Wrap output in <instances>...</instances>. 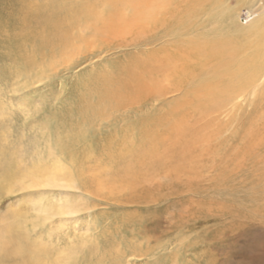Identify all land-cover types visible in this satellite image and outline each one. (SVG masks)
I'll list each match as a JSON object with an SVG mask.
<instances>
[{
  "label": "rangeland",
  "instance_id": "obj_1",
  "mask_svg": "<svg viewBox=\"0 0 264 264\" xmlns=\"http://www.w3.org/2000/svg\"><path fill=\"white\" fill-rule=\"evenodd\" d=\"M48 1L81 8L61 41L18 51L0 33V235L54 264H264V80L213 83L191 0ZM238 2L222 7L245 29L264 0ZM38 167L60 186L31 188Z\"/></svg>",
  "mask_w": 264,
  "mask_h": 264
},
{
  "label": "bare ground",
  "instance_id": "obj_2",
  "mask_svg": "<svg viewBox=\"0 0 264 264\" xmlns=\"http://www.w3.org/2000/svg\"><path fill=\"white\" fill-rule=\"evenodd\" d=\"M238 1V4L250 5L256 0ZM46 2L49 1L43 0L34 6V0H7L8 6L4 10L6 12H2L0 9V18H2L0 33L5 30L10 32L7 35L9 37L6 38L16 43V50L26 51L28 46H33V51H36L37 48L47 47L50 42L52 44L53 41H61L65 23L74 19L81 12L80 6L74 5L69 8L62 1L55 2L53 5L46 4ZM205 5L208 10L203 13L199 12L198 10ZM222 6L225 7L223 0H191L193 47L198 49L204 57L206 55L207 59L211 57L219 59L213 76L214 84H219L220 88L231 91L243 90L247 86H255L264 80V10L257 20L251 22L244 29L237 23L238 8L229 9L226 7L224 9ZM224 10H226V14H224ZM204 13L214 18V22L207 18L204 25L212 27L215 24L216 26L209 31L200 33L205 26L202 25V28L198 30L196 24L198 16L196 15ZM4 15H9L6 20ZM223 18L227 19L226 22H230V26L227 24L226 30H222ZM242 28L247 36L255 35L258 38L248 48L243 45H234L233 39L227 36L228 31L232 35L242 33ZM246 51H249L250 54L242 56ZM4 158L9 160L11 156L4 152L2 159L4 160ZM39 168L31 175L32 179L29 183L31 188L42 185L60 186L61 183L55 173H50L42 179L37 178L42 176ZM0 191H2L1 187ZM3 233L4 236L0 235V264H54L48 258V251L37 248L20 231L9 228ZM13 260L16 262H11ZM55 264H70V262L59 260Z\"/></svg>",
  "mask_w": 264,
  "mask_h": 264
}]
</instances>
